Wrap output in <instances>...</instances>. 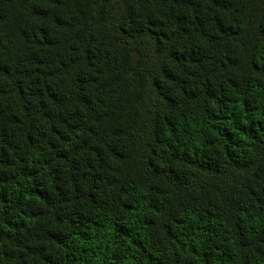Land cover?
Instances as JSON below:
<instances>
[{"label":"clouds","instance_id":"clouds-1","mask_svg":"<svg viewBox=\"0 0 264 264\" xmlns=\"http://www.w3.org/2000/svg\"><path fill=\"white\" fill-rule=\"evenodd\" d=\"M0 264H264V0H0Z\"/></svg>","mask_w":264,"mask_h":264},{"label":"trees","instance_id":"trees-1","mask_svg":"<svg viewBox=\"0 0 264 264\" xmlns=\"http://www.w3.org/2000/svg\"><path fill=\"white\" fill-rule=\"evenodd\" d=\"M48 99H51V97H48ZM17 119H19V117H17ZM9 227H12L11 225H9Z\"/></svg>","mask_w":264,"mask_h":264}]
</instances>
